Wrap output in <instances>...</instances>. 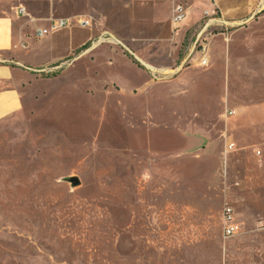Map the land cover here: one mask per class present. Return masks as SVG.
I'll use <instances>...</instances> for the list:
<instances>
[{
    "label": "rangeland",
    "instance_id": "374dc122",
    "mask_svg": "<svg viewBox=\"0 0 264 264\" xmlns=\"http://www.w3.org/2000/svg\"><path fill=\"white\" fill-rule=\"evenodd\" d=\"M169 1L87 0L80 21L115 42L89 38L68 85L0 121V264H264V188L248 183L264 126V9L197 41L210 2L188 0L195 23L172 60L161 44L173 32L152 21ZM251 106L254 118L239 113ZM225 205L239 226L229 238Z\"/></svg>",
    "mask_w": 264,
    "mask_h": 264
},
{
    "label": "crops",
    "instance_id": "0c3cea01",
    "mask_svg": "<svg viewBox=\"0 0 264 264\" xmlns=\"http://www.w3.org/2000/svg\"><path fill=\"white\" fill-rule=\"evenodd\" d=\"M205 1L191 0V6L196 9L199 3L204 4ZM214 1L217 11L211 22L219 26L221 31L239 30L241 26H250L261 17V11L264 9V0ZM172 2L182 4L185 11V18L177 26L179 27L177 30L170 22ZM190 9L188 0H170L166 8L158 11L152 19L153 22L164 25L173 32L170 42L165 41L161 44V48L166 47L172 51V60L176 58L175 50L180 46L178 39L186 33L181 27L189 29L195 23L194 18L190 20ZM88 13L87 0H0V121L14 115L37 112L42 95L47 91L46 87L49 89L65 87L73 80L76 76L73 70L80 62L89 60L93 53L92 47L85 46L89 38L109 34L102 32L95 35L94 28L88 30L87 27L90 26H80L76 23L86 19L84 16ZM58 19L66 20L68 25L45 36H37L39 30L48 29L52 21ZM203 24L195 31L197 41L202 31L205 33L202 29ZM125 48L128 49L126 46ZM135 55L138 60H142V54ZM186 57H183L181 63L186 61ZM49 74L55 75L45 78ZM180 74L179 78L183 73ZM239 113H247L254 118L256 106L243 107ZM236 121L235 119L233 123ZM259 139L260 144L252 146L254 148L252 154L257 164L248 170L249 188H264V126ZM230 143L228 146L231 148L228 149L226 146L225 152H234L241 156L246 147ZM260 172L262 184L259 182Z\"/></svg>",
    "mask_w": 264,
    "mask_h": 264
},
{
    "label": "built area",
    "instance_id": "2783aa9c",
    "mask_svg": "<svg viewBox=\"0 0 264 264\" xmlns=\"http://www.w3.org/2000/svg\"><path fill=\"white\" fill-rule=\"evenodd\" d=\"M210 2V9L206 10L204 12V16L207 17L208 19L204 22L203 24V30L206 32L207 28L213 24L211 21L214 20L216 17V4L214 0H208ZM21 13L23 12L22 9H20ZM185 18V11L184 7L180 3H175L172 2L171 4V16H170V22L173 26H179L182 21ZM80 26H87L88 22L87 21H78L76 22ZM68 25V22L66 20H53L52 23L49 25L48 29H43L39 30L37 32L38 37H42L47 35L49 32H54L57 30H60ZM202 34L204 32L202 31ZM198 40H200L198 38ZM98 42H115V40L108 36V35H101L99 39L97 40ZM201 43V42H200ZM206 45L201 44L200 45V59H199V65L201 67H205L208 64V59L206 55ZM228 149L231 148V146L227 147ZM259 154V152H257ZM222 234L224 237L229 238L234 235H236L239 232V226L237 225L234 215H233V209L229 205L223 206L222 209Z\"/></svg>",
    "mask_w": 264,
    "mask_h": 264
},
{
    "label": "water",
    "instance_id": "95a60500",
    "mask_svg": "<svg viewBox=\"0 0 264 264\" xmlns=\"http://www.w3.org/2000/svg\"><path fill=\"white\" fill-rule=\"evenodd\" d=\"M69 182L72 184V186H76L79 184V181L76 178H71Z\"/></svg>",
    "mask_w": 264,
    "mask_h": 264
}]
</instances>
